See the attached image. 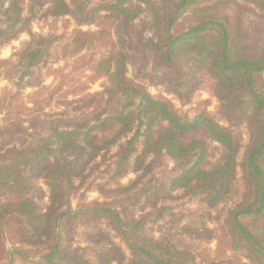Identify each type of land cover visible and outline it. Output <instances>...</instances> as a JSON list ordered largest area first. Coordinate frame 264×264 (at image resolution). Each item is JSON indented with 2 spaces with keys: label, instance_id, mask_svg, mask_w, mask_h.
Instances as JSON below:
<instances>
[{
  "label": "trees",
  "instance_id": "16d2710c",
  "mask_svg": "<svg viewBox=\"0 0 264 264\" xmlns=\"http://www.w3.org/2000/svg\"><path fill=\"white\" fill-rule=\"evenodd\" d=\"M39 18L74 27L69 43L33 32ZM194 69L216 113L146 81L180 100ZM0 71L33 90L0 97V264H264V0H0Z\"/></svg>",
  "mask_w": 264,
  "mask_h": 264
},
{
  "label": "rangeland",
  "instance_id": "374dc122",
  "mask_svg": "<svg viewBox=\"0 0 264 264\" xmlns=\"http://www.w3.org/2000/svg\"><path fill=\"white\" fill-rule=\"evenodd\" d=\"M33 32L37 34H41L44 37H54V36H65V40H68V35L71 33V31L74 29L71 28L68 32L65 31V23L63 21L56 22L55 20L51 18H39L35 20L32 24ZM84 30L92 29L96 30L95 28H83ZM29 41V37L27 35H22L19 40L11 42L8 46H5L1 50V58L7 59L13 56V54L22 46V42ZM69 43V40L67 41ZM66 44V41H65ZM35 45V44H34ZM33 45V46H34ZM93 54V51L84 54L86 58H89ZM96 54V53H95ZM84 61H80L75 63L74 61H61L58 64L54 65V68L60 69L58 73H56L54 76H48L45 75L44 81L47 86H55L56 83L59 81H64L65 83L71 84L73 80H77L80 76L81 72L86 68V66L83 65ZM20 65V64H19ZM142 59L139 57L136 60L135 67L131 69L132 73H137L138 76H143L142 71ZM21 67L18 66L17 70H20ZM47 69L44 71V74H46ZM0 97L5 96L6 98H9L11 94H15L18 91H23L27 96V102H31L30 100L31 95L33 94V90L27 89L24 87V83H19L18 77L13 75L10 77V79L5 78L4 72L0 71ZM193 78V79H192ZM192 83H193V90L194 92L191 93V95H187L185 98L177 99L174 95V88L171 85L159 82L158 80H151V77H148L146 81H148V86L152 94H160L164 95L165 97L171 99L176 106L183 110L184 112L190 111L192 108L196 106L197 103H207L209 111L212 113H216L220 107V103L215 95V85L214 81L203 71L199 70L196 71L193 70V76H192ZM105 80H101L98 83L94 84L91 87V92H98L102 90V86L105 84ZM192 88V87H191ZM25 90V91H24ZM6 91V93H5ZM4 115H0V119L3 118ZM246 143L249 140L248 135H246ZM216 156H213L211 163L215 164L220 159V152L217 151ZM172 166V165H170ZM134 174L126 175L125 177L121 178L119 182L117 183L120 186L126 187L128 186L131 181L135 180ZM39 185L47 192L48 187L44 182H40ZM89 200H94L98 198V194L96 192H90L88 194ZM2 200V199H0ZM48 200L46 199L45 202L41 204V208L44 209L47 205ZM78 205L77 200L73 201V207L76 208ZM181 207V205H175L174 208ZM158 228L155 227L153 232H157ZM216 243L212 242L209 246L206 245L207 248L214 249ZM8 249L12 252V246L10 243L7 244ZM205 247V246H204ZM237 263V262H236ZM8 264V263H6ZM18 264H23L21 262H18ZM240 264V263H239Z\"/></svg>",
  "mask_w": 264,
  "mask_h": 264
}]
</instances>
